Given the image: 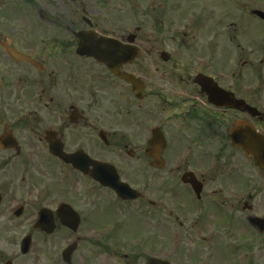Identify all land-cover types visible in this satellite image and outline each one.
I'll use <instances>...</instances> for the list:
<instances>
[{
  "label": "flooded vegetation",
  "instance_id": "1",
  "mask_svg": "<svg viewBox=\"0 0 264 264\" xmlns=\"http://www.w3.org/2000/svg\"><path fill=\"white\" fill-rule=\"evenodd\" d=\"M132 10L0 7V264H264V171L231 137L264 136V0ZM80 33L131 59L77 54Z\"/></svg>",
  "mask_w": 264,
  "mask_h": 264
},
{
  "label": "rangeland",
  "instance_id": "2",
  "mask_svg": "<svg viewBox=\"0 0 264 264\" xmlns=\"http://www.w3.org/2000/svg\"><path fill=\"white\" fill-rule=\"evenodd\" d=\"M0 0V7L17 8L22 7L25 9L26 14L29 11L41 12L46 16L52 15L56 21H62L60 23H66L68 10L74 11L76 9H88L89 11L98 14L99 17L109 19L112 22L113 13L116 11L121 15V28L131 27L135 25L134 16L140 20V13L134 15V9L144 10L146 0ZM4 4V6H3ZM104 4V5H103ZM138 6V7H137ZM104 9V10H103ZM108 9V11H107ZM11 10V9H9ZM29 10V11H28ZM11 15L16 14L15 11L9 12ZM86 16V15H85ZM84 16V17H85ZM31 19L34 20L35 16L32 14ZM255 34L258 33V29L253 28ZM264 198V197H263ZM177 257V256H176Z\"/></svg>",
  "mask_w": 264,
  "mask_h": 264
},
{
  "label": "water",
  "instance_id": "3",
  "mask_svg": "<svg viewBox=\"0 0 264 264\" xmlns=\"http://www.w3.org/2000/svg\"><path fill=\"white\" fill-rule=\"evenodd\" d=\"M104 40L100 41H89L84 43H81L79 46L78 52L80 54H86L88 56L94 57L96 60L101 61V62H106L109 66H111L110 63V58L113 57V55H108L106 52L107 49H112L114 47L112 45H109L108 47L106 45V42H102ZM17 59V58H16ZM251 111V109H249ZM244 131L246 129L248 130L247 132V138H245L243 141L241 139V135L238 136V138H235V144L242 147L245 149L249 156H251L255 164L260 167L264 168V140L261 136H259L250 126L247 128L246 126L243 127ZM241 124H239L235 129V133L241 132Z\"/></svg>",
  "mask_w": 264,
  "mask_h": 264
}]
</instances>
